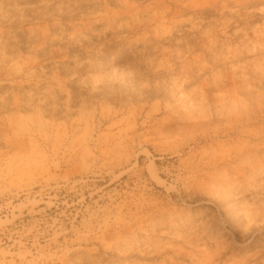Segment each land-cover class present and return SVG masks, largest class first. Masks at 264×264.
<instances>
[{"label":"rangeland","instance_id":"1","mask_svg":"<svg viewBox=\"0 0 264 264\" xmlns=\"http://www.w3.org/2000/svg\"><path fill=\"white\" fill-rule=\"evenodd\" d=\"M0 264H264V0H0Z\"/></svg>","mask_w":264,"mask_h":264},{"label":"bare ground","instance_id":"2","mask_svg":"<svg viewBox=\"0 0 264 264\" xmlns=\"http://www.w3.org/2000/svg\"><path fill=\"white\" fill-rule=\"evenodd\" d=\"M157 179H161L159 176L156 177Z\"/></svg>","mask_w":264,"mask_h":264}]
</instances>
